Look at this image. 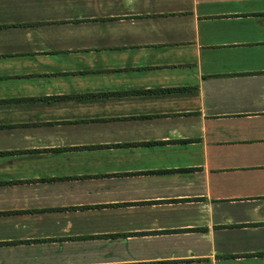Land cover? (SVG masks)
Masks as SVG:
<instances>
[{"label":"crops","instance_id":"0c3cea01","mask_svg":"<svg viewBox=\"0 0 264 264\" xmlns=\"http://www.w3.org/2000/svg\"><path fill=\"white\" fill-rule=\"evenodd\" d=\"M0 264H264V0H0Z\"/></svg>","mask_w":264,"mask_h":264}]
</instances>
